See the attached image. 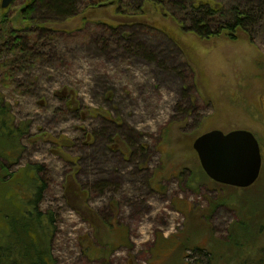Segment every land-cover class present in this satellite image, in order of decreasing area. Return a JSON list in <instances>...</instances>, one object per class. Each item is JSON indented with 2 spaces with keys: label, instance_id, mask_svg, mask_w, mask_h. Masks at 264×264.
<instances>
[{
  "label": "rangeland",
  "instance_id": "374dc122",
  "mask_svg": "<svg viewBox=\"0 0 264 264\" xmlns=\"http://www.w3.org/2000/svg\"><path fill=\"white\" fill-rule=\"evenodd\" d=\"M213 1L225 10L258 5L260 19L235 38H201L171 16L172 8L163 14L150 5L142 21L155 29L117 24L110 30L95 21L114 13L106 7L85 23L74 17L52 24L59 31L50 38L30 34L41 56L9 85L1 82L0 69V93L14 123L27 124L29 132L8 169L21 179L31 165L46 186L39 209L53 217V264H207L203 248L218 247L207 236H223L236 218L226 208L218 222L203 216L215 196L239 207L248 203L255 217L247 230L255 238L251 251L255 260L264 258V162L253 186L220 185L206 175L192 146L212 129H246L264 147V0ZM23 3L15 0L7 10L14 28L22 25L16 17ZM63 89L92 114L68 110L56 97ZM76 169L99 215L97 236L63 198L64 178L76 181ZM33 186L17 185L24 196ZM0 228L1 239L2 221ZM112 240L118 244L105 255L85 251L104 250Z\"/></svg>",
  "mask_w": 264,
  "mask_h": 264
},
{
  "label": "trees",
  "instance_id": "16d2710c",
  "mask_svg": "<svg viewBox=\"0 0 264 264\" xmlns=\"http://www.w3.org/2000/svg\"><path fill=\"white\" fill-rule=\"evenodd\" d=\"M148 5L163 14L172 8L171 16L201 38L221 34L235 38L239 32H247L257 25V20L260 19L258 5L256 8L250 4L245 7L234 5L225 10L224 6L213 0H24L16 17L22 25L14 28L7 13L10 6L2 8L0 4V59L3 54L13 55L7 60L0 61L3 73L1 82L3 85H9L18 71H23L31 60L41 56L38 50H35L39 41L31 45L30 34L39 32L40 37L50 38L59 31V26L52 27V24L58 25L74 17H80L81 22L85 23L93 17L104 16V19L95 21L108 24L110 30H115L117 24L129 28L136 26L139 28L143 25L155 29L154 24L142 21L147 14ZM106 7H113L114 13L110 16L95 14L97 11L106 10ZM56 97L64 101L68 110L78 113L83 118L87 117L86 111L90 115L93 112L66 89L58 90ZM10 108L0 93V221L3 227L0 239V264H53L49 245L53 233L48 230L51 229L53 217L51 213H43L39 209L46 186L36 176L37 169L31 165L24 168V178L21 179L15 178L16 174L9 172L8 169L22 152L20 149L22 138L29 135L27 124L14 123ZM54 141L64 145L58 139ZM74 176L76 181L72 175L64 178L63 198L70 208L94 227L97 236L99 215L88 203V192L78 182L77 169ZM26 183L34 185L30 187L32 189L28 196H24L25 193L21 195V188L17 187L18 184ZM111 230L114 231L112 227ZM115 242L118 241L105 243L104 250L93 251L87 246L85 251L90 257L105 255L104 252L108 253L116 248L118 243Z\"/></svg>",
  "mask_w": 264,
  "mask_h": 264
},
{
  "label": "water",
  "instance_id": "95a60500",
  "mask_svg": "<svg viewBox=\"0 0 264 264\" xmlns=\"http://www.w3.org/2000/svg\"><path fill=\"white\" fill-rule=\"evenodd\" d=\"M14 0H2L7 8ZM201 167L216 183L247 188L257 180L262 164L260 145L246 129L224 132L212 129L199 135L192 144Z\"/></svg>",
  "mask_w": 264,
  "mask_h": 264
},
{
  "label": "flooded vegetation",
  "instance_id": "af4514ba",
  "mask_svg": "<svg viewBox=\"0 0 264 264\" xmlns=\"http://www.w3.org/2000/svg\"><path fill=\"white\" fill-rule=\"evenodd\" d=\"M258 142L260 145L262 164H261L259 176L254 184H256L261 177L262 167H263V162H264L263 155H262L264 151V147H262L259 140ZM254 184H252L251 186H253ZM225 186H229V185H225ZM224 199L225 198L221 196H215L211 199H208L207 206L206 208H204V210H206L207 212L203 216L208 221L210 220V221L218 222L221 219H223L222 213L220 212V209L222 208H226L229 212H232L234 216L236 215V218L233 217V219L230 221V223L226 227L225 231L222 233L223 236L214 237L211 234L207 236L208 243L209 241L213 240L214 242L216 241L217 243L216 245L220 247V250L218 249L217 246H216L217 250L215 249L212 250L208 246L203 248V251L205 252V255L207 256V264L212 263L213 258H217V260H219V264H232V263L233 264H257V263L262 264V262L264 261V258L262 257V258H259V260H255L254 258H255L256 251L255 252L253 250L251 251V249H255L254 247L255 238L253 239L251 237V234L247 233V230L249 229V224L253 222V220H255V217L251 213L249 206H247L248 203H243L241 204V207H239L238 204L235 205V203L228 202L227 200H224ZM213 204L214 206L212 207ZM238 228L239 229L242 228L243 230L242 237L239 234H237ZM218 231H223V230L220 228ZM217 234L218 232H216V235ZM241 247H244V249L249 248V250L247 249L242 250L240 249Z\"/></svg>",
  "mask_w": 264,
  "mask_h": 264
}]
</instances>
